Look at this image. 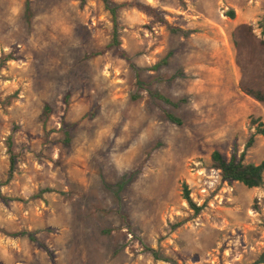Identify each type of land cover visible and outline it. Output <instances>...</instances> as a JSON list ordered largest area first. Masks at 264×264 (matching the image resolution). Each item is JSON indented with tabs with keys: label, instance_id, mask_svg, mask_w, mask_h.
Here are the masks:
<instances>
[{
	"label": "rangeland",
	"instance_id": "obj_1",
	"mask_svg": "<svg viewBox=\"0 0 264 264\" xmlns=\"http://www.w3.org/2000/svg\"><path fill=\"white\" fill-rule=\"evenodd\" d=\"M109 1L0 0V264H259L264 0Z\"/></svg>",
	"mask_w": 264,
	"mask_h": 264
},
{
	"label": "trees",
	"instance_id": "obj_2",
	"mask_svg": "<svg viewBox=\"0 0 264 264\" xmlns=\"http://www.w3.org/2000/svg\"><path fill=\"white\" fill-rule=\"evenodd\" d=\"M102 2L105 5L106 10L110 12L112 15L114 22H116V13L119 9V6H112L111 2L109 0H102ZM130 6L135 7L139 11L144 12H152V9L148 6H144L141 4H131ZM26 15L27 17L30 16V9L29 5H26ZM231 18L234 17L233 13H230ZM115 39H117V31H115ZM243 92L247 95L256 100L257 102L264 103V90L263 91H254L251 89H243ZM155 97L158 100L167 102L162 97L155 95ZM167 118L174 124L179 125L180 121L173 117L172 115H167ZM257 134L264 137V126L262 124H258L257 128ZM68 132L65 133V136L68 137ZM254 143V137H251L246 146L245 151L240 155L239 158H237L235 155H233L229 160L226 159L220 152L215 151L211 155V163H212V169L219 172V175L221 177V180L225 183L231 184V183H239L242 184L244 187L248 189H254V188H260L264 184V162L260 163L259 165L254 164H245L244 163V157L245 153L248 149H250L253 146ZM0 197H2L1 190H0ZM183 199L187 202V204L191 207L192 210L195 211L196 214H198L201 211V208L196 207V205L193 204L190 193L186 185L183 186ZM26 234H16L14 236H21ZM31 240H35L32 235H28ZM150 253L152 254L153 258L157 261H162L169 264H176L174 261L156 253L155 251L150 250ZM259 264L264 263V255L260 258L258 261Z\"/></svg>",
	"mask_w": 264,
	"mask_h": 264
}]
</instances>
